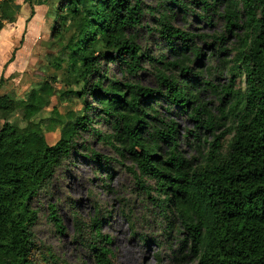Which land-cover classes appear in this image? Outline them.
<instances>
[{
	"label": "trees",
	"instance_id": "16d2710c",
	"mask_svg": "<svg viewBox=\"0 0 264 264\" xmlns=\"http://www.w3.org/2000/svg\"><path fill=\"white\" fill-rule=\"evenodd\" d=\"M24 2L30 17L48 8L59 49L48 65L61 75L23 99L0 95V264H67L36 241L33 204L75 159L90 162L101 182L111 178L110 159L85 136L132 163L139 189L175 230L171 264H264V0ZM17 15L14 0H0V31ZM178 16L203 28L216 17L223 31L191 34L173 26ZM143 29L158 36V56L139 45ZM223 73L229 80L219 85ZM146 75L153 88L141 86ZM56 94L72 110L44 116ZM178 117L193 129H181ZM49 211L62 235L55 206ZM99 216L76 220L73 240L92 264H114Z\"/></svg>",
	"mask_w": 264,
	"mask_h": 264
},
{
	"label": "rangeland",
	"instance_id": "374dc122",
	"mask_svg": "<svg viewBox=\"0 0 264 264\" xmlns=\"http://www.w3.org/2000/svg\"><path fill=\"white\" fill-rule=\"evenodd\" d=\"M145 1L154 4L156 0ZM14 5L18 10L15 22L0 31V79L3 80L0 95L23 99L50 78L60 77L61 71L58 72L48 65L58 56L59 49L50 39L47 7H35L34 15L30 17L31 8L24 0H14ZM217 22V18L214 17L213 24L216 26L203 28L191 17L183 20L178 16L173 26L191 34H212L213 28L222 33L223 26ZM141 35L139 45L142 50H151L153 56H158L159 51L156 48L161 44L158 36L149 35L144 29ZM211 66H216L221 71L222 66L216 61H212ZM111 70L114 71L115 67L112 66ZM147 71L152 72L149 67ZM228 80L227 75L223 73L218 84L226 85ZM140 84L153 88L154 79L146 75L140 80ZM52 86L56 91H61L63 87L61 83ZM204 98L210 100L207 96ZM72 108L71 104L60 102L56 94L52 97L44 116L54 110L64 115ZM175 121L181 129H193L191 123L180 117L175 118ZM99 128L104 131L102 127ZM47 137L53 142V134ZM84 138L92 143L93 151L110 159L105 167L110 169L111 178L101 182L92 164L85 159L79 158L67 163L55 174L33 204L39 218L34 228L36 241L50 246L67 264H92L88 253L83 252L73 240L76 234L75 221L88 223L99 210V219H105L102 225L103 232L113 239L114 264H171V252H175L176 248L175 230H171L168 221L160 215V209L156 207L155 202L139 189L137 180L131 172L132 163L120 159L106 144L87 136ZM184 150L187 157L195 155L188 147H184ZM81 154L87 155L86 152ZM105 185L109 189H106ZM152 185V181H147V186ZM150 197L158 198L156 193H152ZM52 205L62 219L65 229L62 235L56 232L48 218L49 207ZM148 237L155 239L156 243L147 247L144 239ZM156 255L160 259L159 263ZM184 264L194 263L189 260Z\"/></svg>",
	"mask_w": 264,
	"mask_h": 264
}]
</instances>
